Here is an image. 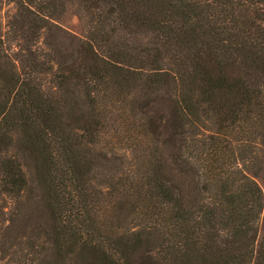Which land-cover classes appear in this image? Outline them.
<instances>
[{"label":"trees","instance_id":"obj_1","mask_svg":"<svg viewBox=\"0 0 264 264\" xmlns=\"http://www.w3.org/2000/svg\"><path fill=\"white\" fill-rule=\"evenodd\" d=\"M7 1L0 264H264V0Z\"/></svg>","mask_w":264,"mask_h":264},{"label":"rangeland","instance_id":"obj_2","mask_svg":"<svg viewBox=\"0 0 264 264\" xmlns=\"http://www.w3.org/2000/svg\"><path fill=\"white\" fill-rule=\"evenodd\" d=\"M14 12V5L7 0H0V26L4 28L7 18ZM56 24L72 33L73 35L80 37L82 34V28L78 18L70 11L65 12L57 21ZM102 173H106L114 167L112 162H100ZM29 178L32 174L30 171L27 172ZM259 183L261 184L260 180ZM32 185V184H31ZM34 190V184L31 186ZM20 225L24 226H34L35 223L43 220V208L39 204V200L31 199V197L26 200L23 205L20 207Z\"/></svg>","mask_w":264,"mask_h":264}]
</instances>
